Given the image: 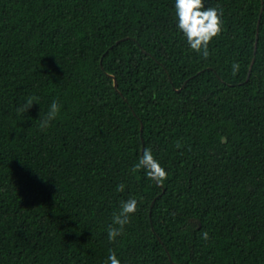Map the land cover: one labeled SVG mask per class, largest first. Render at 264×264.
Listing matches in <instances>:
<instances>
[{"label": "trees", "instance_id": "obj_1", "mask_svg": "<svg viewBox=\"0 0 264 264\" xmlns=\"http://www.w3.org/2000/svg\"><path fill=\"white\" fill-rule=\"evenodd\" d=\"M203 5L206 59L175 0H0V264H264V0Z\"/></svg>", "mask_w": 264, "mask_h": 264}, {"label": "clouds", "instance_id": "obj_2", "mask_svg": "<svg viewBox=\"0 0 264 264\" xmlns=\"http://www.w3.org/2000/svg\"><path fill=\"white\" fill-rule=\"evenodd\" d=\"M175 11L178 20L177 27L184 34L189 47L207 58L209 55L208 45L213 38L217 37L222 31V12L213 7L204 8L203 0H175ZM233 75L239 71V65H232ZM38 97H29L20 107L17 108V114H24L34 103H37ZM60 112V105L55 100L50 104L46 116L40 120V128L46 129L50 123L56 119ZM180 147L179 143L176 145ZM145 170L147 177L155 181L157 184H162L166 179L167 173L160 166L159 162L154 159L150 149H144L138 163L132 169L133 172ZM124 184L116 186L117 192H123ZM137 211V201L128 199L122 201L120 210L113 214L112 224L107 230V239L109 243L121 236L124 226L130 220V216ZM204 241L209 239V234L206 231L200 233ZM107 261L109 264H120L115 252H110Z\"/></svg>", "mask_w": 264, "mask_h": 264}, {"label": "water", "instance_id": "obj_3", "mask_svg": "<svg viewBox=\"0 0 264 264\" xmlns=\"http://www.w3.org/2000/svg\"><path fill=\"white\" fill-rule=\"evenodd\" d=\"M256 40H257V35H256ZM252 64H253V61L251 62V65H250V69H251V66H252ZM249 75V74H248ZM114 86L116 87V81H114Z\"/></svg>", "mask_w": 264, "mask_h": 264}]
</instances>
